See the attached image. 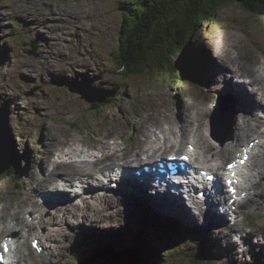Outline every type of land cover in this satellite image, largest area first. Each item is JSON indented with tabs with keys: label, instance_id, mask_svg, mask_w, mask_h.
Returning <instances> with one entry per match:
<instances>
[{
	"label": "rangeland",
	"instance_id": "obj_1",
	"mask_svg": "<svg viewBox=\"0 0 264 264\" xmlns=\"http://www.w3.org/2000/svg\"><path fill=\"white\" fill-rule=\"evenodd\" d=\"M148 1L146 0L145 3L149 9L147 14L150 16L147 23L158 25L159 20L165 21L170 33L162 38L163 54L155 56L150 50L144 51V55L154 61L147 63L148 69L143 74L126 76V71L118 66L121 59L119 34L124 24V16H127L128 12H132L135 20L141 17V15L136 16L131 7L135 4L142 5V0H0V107L8 105L12 148L14 156L18 155L13 162L15 168H10L0 175V201L7 203L10 211L8 215L5 211L0 218L1 222L8 218L10 213L17 212L13 211L17 205L22 204L21 207L25 206V211H30L31 201L41 203L40 198L44 200V197H41L44 193L39 194L42 187L38 183L43 177L49 178L51 172L60 168L58 165L68 164L69 160L60 158L59 152L64 146H70V143L75 149L72 154L80 155V150L88 146L83 149L85 153L89 155L93 153V157L97 158L101 156L97 147L100 142L112 143L116 140L117 153L129 154L135 147L130 121L136 123L137 120L143 121L151 113L164 112L165 121L175 122V132L181 136L182 126L188 129V121L192 119L194 128L192 136L187 137L181 144L178 143L177 150L169 148L170 143H167V146L163 144V150L156 161L158 162L168 154L176 156L183 154L187 143L193 142V135L198 127L213 144V149L219 152L227 148L231 149V146L236 144L234 139L239 133L238 123L241 119H252L257 116L260 122L264 123V113L261 112L264 110V105L259 106L256 113L253 112L259 104L257 101L260 94L264 91V11L253 15L243 8H246L245 5L249 1L254 2V0H226L218 4L188 41L187 34L190 31H184V28L190 25L193 14L199 15L195 13L198 8L187 5L183 11V0H159L160 5L155 12ZM159 13L165 14L159 19ZM155 16L157 18L153 19ZM154 41L156 42L157 38ZM225 47L233 51L237 61L235 64L229 61L234 56ZM176 48H179V55H173ZM211 49L217 55H213ZM200 55L202 58L199 59L198 65ZM157 63H160L158 67L160 72L156 69ZM253 66L257 80L254 78L253 82H247L240 70L251 69ZM172 68L175 76L169 71ZM222 68L225 70L223 71ZM237 68L240 70L235 71ZM82 71L84 73L78 76ZM94 77L99 79H92ZM90 80H93L91 85L83 83ZM68 84H75L82 92L92 95H95L92 89L108 92L116 90V92L101 104H89L80 95L69 91L66 86ZM241 85L250 89L253 87L254 90L259 86L260 91L255 94V100L253 95L246 93L244 86ZM211 87L216 90H209ZM230 89L233 90L228 93ZM261 102L264 104V101ZM156 109L160 111L153 112ZM145 112H147L146 116ZM177 128L180 129L179 133ZM259 129L264 130V126ZM232 133H234L233 138H231ZM63 135L70 142L60 146V136ZM157 135L161 137L159 132ZM255 135H259V138ZM138 139L142 141V146H147L149 144L147 141L152 140L148 138L146 131L139 134ZM244 141L247 144L253 143L247 153L248 159L252 149L256 148L255 150L258 151L255 161L253 159L248 162L247 159L248 163L246 162V166L243 167V172L248 173V177L256 179L254 183L255 188L258 189L257 195L249 194L251 199L248 205L239 208L235 222L226 226L221 221L217 222L219 225L215 223L207 225L203 221L200 223L198 218L191 217L190 209L186 205L176 208L174 212L169 203L154 200L152 195L150 197L142 191L148 193L147 186L132 189L133 192L130 193L133 195H128L125 209L122 203L119 207L108 206L106 220L102 222L101 208L96 200L92 201L93 216H88L83 213L86 207L91 206L89 201L85 203L82 199L78 207L73 204L70 209L65 210L62 206L66 204L65 207H68L69 201L61 195L54 197L55 202L60 199L66 201L55 205L59 208L53 209V205L49 203H41L45 207H35V210L41 211L46 222L53 219L63 220L61 224L49 226L52 229L49 231L51 238L45 239V243L42 242L43 245H47L52 255L50 253L44 259H36L37 256L29 248L27 239L20 242L25 249L20 250L19 254L25 262H28L27 264L33 262L34 264H76L77 260L82 262L83 257H93V252L95 253L96 250L95 247H92L93 251L84 246L79 250L76 248L83 236L90 234L93 237H100L97 240L99 245L103 246L109 240L106 235L110 234L114 246L119 241L123 242V239L131 245L134 235L144 228L145 239L153 247L155 264H195L194 260L200 258L206 247L204 243L217 256L220 253L226 255L222 262L216 261L214 264H264V228L262 227L264 225V135L251 133L244 138L243 143ZM203 150L205 148L200 143L198 151ZM233 157L236 160L241 158L232 154L223 160H218L221 168L224 169ZM95 158L90 160L93 161ZM82 159L83 157L80 158ZM199 159L191 162L192 166L196 165V168H193L196 174L199 165L205 169L213 163L206 164L203 158ZM257 160L261 172L254 170ZM121 161L123 160H109L107 167L121 164ZM72 163L78 165L75 161ZM98 166H105V163L98 162ZM132 166L129 163V167ZM93 167L92 165L80 170L97 174L98 168ZM210 168L213 174L222 177V174L213 170V167ZM60 176L59 173L53 174L51 181H45L43 187L49 188V193H53L51 189L55 190L56 186H60ZM31 178L33 185L26 186L28 182L22 185V182ZM259 181L260 183H257ZM110 185L102 184L106 188L107 195L111 196L113 201L117 198L122 201L121 193L128 191ZM77 189H80L79 183ZM97 192L95 190L87 197L93 198ZM184 194L188 196V193ZM134 195L142 197L137 199ZM197 195L207 201L201 191ZM246 195L244 200L250 198ZM74 196L80 195L78 193ZM220 202L226 206L224 201L220 200ZM250 202L254 206H251ZM152 206L161 213H164L163 210L168 211L169 215L165 217L167 220L177 219V214L179 221L176 222H185L182 224H189L188 228L183 229L176 222L171 224L167 220H160L159 216L155 218L156 215L148 211L153 210ZM64 211L68 214L61 217ZM23 213L24 211L19 222L24 220ZM142 215L159 223L167 231L160 236L150 232L144 226ZM9 218L11 220L13 217ZM9 218L5 222L11 224ZM248 219L250 223L247 222ZM26 222L28 221H22L21 225H26ZM235 224L241 225V231L246 235L243 242L237 244L239 247L236 248L239 251L233 256L230 249L237 239ZM8 231L10 233L15 230ZM47 231L44 227L39 230L40 233L49 235ZM20 233L22 234V231ZM13 236L18 238L16 233ZM203 239L210 241L202 242ZM227 239L230 240L229 245L226 243ZM199 244L201 245L198 246ZM241 245L246 247L241 250ZM75 248L76 254L73 253ZM237 256H239L238 261L235 262ZM96 261L97 259L92 260L91 264H104L105 259H101L98 263Z\"/></svg>",
	"mask_w": 264,
	"mask_h": 264
},
{
	"label": "bare ground",
	"instance_id": "obj_2",
	"mask_svg": "<svg viewBox=\"0 0 264 264\" xmlns=\"http://www.w3.org/2000/svg\"><path fill=\"white\" fill-rule=\"evenodd\" d=\"M222 42V41H221ZM220 47V46H219ZM225 48H228V47H225ZM217 49H219V48H217ZM229 50H230V52L232 53V55L234 56V54H233V51L230 49V48H228ZM211 53L213 54V55H217L214 51H213V49H211ZM208 55V54H207ZM230 57V56H229ZM200 58H202V56L200 55V57L198 56V65L200 64V62H199V59ZM208 58V57H207ZM231 58H232V56H231ZM208 61V60H207ZM231 63H236L237 61H236V57L234 56V58L233 59H230L229 60ZM219 62V61H218ZM220 63V62H219ZM261 68V67H260ZM82 70V69H81ZM222 70L224 71L225 69H223L222 68ZM238 70H240V69H235V71H238ZM254 70H255V66H253V68H251V69H243V70H240V73H241V75L244 77V78H246L247 79V82H253L252 80H254V78H256V73H254ZM61 72H63V70L61 71ZM81 73H84V71H82V72H80L79 74H78V76H80V74ZM238 75H240L238 72H236ZM240 75V76H241ZM94 78H96V77H94ZM94 78H92V79H94ZM256 80H257V78H256ZM90 81H93V80H90ZM64 85H65V83H64ZM242 87L244 86V85H241ZM240 87V86H239ZM255 87H256V85H255ZM237 88V87H236ZM241 88V87H240ZM253 88V87H252ZM250 89V87H248V88H246L245 86H244V89H237V90H244V91H246V93H248V94H250V95H253V97H254V100H255V94H257V92L258 91H260V88H259V86H258V89H256V90H254V88L253 89ZM211 89H215V88H213V87H211L209 90H211ZM233 89H235V88H233ZM233 89H230L229 90V92L228 93H230V91H232ZM216 90V89H215ZM236 90V91H237ZM73 93H75V94H78V95H80L81 96V94L78 92V90H76V91H74ZM263 93H264V91H263ZM263 93H261L260 94V96H259V100L257 101L259 104L257 105V107H256V109H254L253 110V112L254 113H256V110H258V108H259V106H261V105H264V104H262V102L261 101H264V94ZM81 98H82V96H81ZM90 98V93H88V95H87V99H89ZM189 99V98H188ZM191 99V98H190ZM238 99V98H237ZM84 100V99H83ZM108 100V99H107ZM261 100V101H260ZM102 102H98V103H95V104H101ZM90 104V103H89ZM189 104H191V103H189ZM253 105V104H252ZM149 110V109H148ZM148 110H147V112H148ZM261 110H263V108L261 109ZM260 110V111H261ZM160 111V109H156L155 111H153V112H159ZM190 111V110H189ZM226 111H227V109H226ZM264 111V110H263ZM147 112H145L144 114H145V116L147 115ZM148 114H150V113H148ZM200 114V113H199ZM153 115L155 116V117H153ZM203 116H204V114H203ZM198 117H200V116H198ZM138 118V117H137ZM136 118V119H137ZM165 118H166V114L163 112V113H161V114H157V113H151V115H148V116H146L145 118H144V120L143 121H139V120H137V122L135 123V122H131L130 121V124H131V126H132V140H133V142H134V144H135V147H134V150H132L129 154H127V153H117V148H116V145L118 144V142L115 140V141H113L112 143L110 142V143H107V142H100V144H98L97 145V147L99 148V150H100V152H101V156H98L97 158H96V160L95 161H89L90 160V158H95V157H93V153H91V155H89V154H87V153H85V151L83 150V149H85L86 147H88V146H85V148H83L82 150H80V155H77V154H72L74 151H75V149L73 148V144H71L70 143V146H68V145H66V146H64L63 148H61V150H60V152H59V155H60V158H62V159H64V160H66V161H68L69 160V162H68V164L67 165H62V164H60V165H58V167H60L59 169H55V171L54 172H51L50 174H49V178H45V177H43L42 178V180H40V183H38V185L40 186V187H42V188H40V190L39 191H41L39 194H41L42 192L44 193V194H42V196L41 197H44V200H41V198H40V202L41 203H49V204H52L53 205V209H55V208H59V207H57V206H55V205H57V204H61V203H63V202H66L65 200H68L69 202V205H68V207H65V205L64 206H62L63 207V209H65V210H68V209H70V206H73V204H70V201H71V198H72V196L73 197H75L74 195L75 194H78V192H75V191H73V194L71 195V189L70 188H73L74 186H77L75 183H79L80 185H81V189H82V191H83V193L84 194H86V196L83 198V200H84V202L85 203H87V201H89L90 203H91V206H88V207H86V211L83 213L84 215H92V213H93V207H92V201H94V200H96L97 202H98V205H99V208H101V222L102 221H104V220H106V217H107V210H108V206H117V207H119L120 205H121V203H122V206H123V208L125 209L126 207H127V204L125 203V201H126V199H127V195H124L123 197H122V201H121V199H119V198H117V200L116 201H113V198L111 197V196H109V195H107V191H105V190H100L99 191V184L94 180V177H92L93 176V174H91V172L90 173H86V172H83V171H81L80 170V168H84V167H87L88 168V166H94L93 168H98L96 171L98 172V171H102V172H105L106 174H108V171H111V170H113L114 168H117L118 170L117 171H113V176L112 177H109V178H106V177H103L102 175H101V177H99L98 178V181H100V182H102L103 184H104V186H108L109 184H111L110 186H114V185H119V183L118 182H123V181H125V182H128V183H131L133 186H134V184H137L136 186V188H142V187H144V186H147L146 187V189L149 191L150 189H151V185L150 184H148L147 182L149 181V178H151V177H144V178H142L143 176H142V174L141 173H133L132 172V169H136L137 170V168L138 167H140V166H143V165H146V164H150V163H154V162H156L157 160H158V156H159V154L161 153V151L163 150V144H165V146H167L166 144L167 143H170L171 144V146H168L169 148L171 147V148H173V149H178V147H177V144L178 143H180L181 144V142H183V140H186L187 139V137H189V136H192V134H193V131H194V128L192 127V124L191 123H189V121L191 122V120L192 119H189V121H188V129H185V127H183L182 125V134H181V136H179L176 132H175V122L173 123V122H167V121H165ZM190 118V117H189ZM193 118V117H192ZM172 119V118H171ZM195 119V118H194ZM135 120V119H134ZM202 121V120H201ZM252 122V123H251ZM262 122V121H261ZM260 122V120L258 119V117L256 116L255 118H253L252 117V119H241L240 120V122L238 123V128H239V133H237L236 135H235V139H234V141L236 142V144L234 143V145H233V147H235V148H233L232 146H231V149H226V150H220L219 152H217V151H215L214 149H213V144L209 141V139H207V137L204 135V134H202V130L201 129H199L200 127H198V129H197V132L195 133V135H193V142H189V143H187V149L185 150V152L183 153V154H181V155H183V156H187V158H188V160L189 161H192V160H194L195 159V161H197V160H200L199 158H203L204 159V161L203 162H205L206 164H207V162H213L212 163V165L210 166V167H213V170H215V172L217 171H220V172H223L224 171V169L223 168H221V166H220V164H219V162H218V160H223L224 158H226V157H229L230 155H235L236 153H238V152H240V150H241V147L242 146H244V144H245V141H244V143H243V140H244V138L246 137V136H248L249 134H251V133H255V134H260V135H264V130H260L259 128H261L262 126H264V123L262 124ZM177 123V122H176ZM143 126V128H142V126ZM179 125V124H178ZM199 126V125H198ZM178 127H180V126H178ZM0 128H1V126H0ZM143 129V131H141ZM190 129V130H189ZM236 129V128H235ZM187 130V131H186ZM27 131V130H26ZM146 131V134H147V136H148V138L149 139H152L151 141H147V143H149L147 146H142V141L141 140H139L138 139V135L139 134H141L142 132H145ZM97 132V131H96ZM157 132V133H156ZM158 132L161 134V137L159 136V135H157L158 134ZM177 132L179 133L180 132V129L179 128H177ZM236 131L234 130V133H235ZM93 135H95V133L94 132H91ZM186 133H188L189 135L188 136H186L185 134ZM234 133H232V136H231V138H233L234 137ZM107 134V133H106ZM109 135V134H108ZM254 135V134H253ZM64 136V137H63ZM63 136H60V140H59V145L61 146L62 144H67V143H69L70 141L68 140V139H66L65 137V135H63ZM143 136V135H142ZM256 136V138L259 136V135H255ZM254 136V137H255ZM252 137V136H251ZM261 137V136H260ZM259 138V137H258ZM147 139V138H146ZM177 139V140H176ZM54 140V139H53ZM262 140V139H261ZM260 140V141H261ZM55 141H56V139H55ZM104 141V140H103ZM250 141H251V139H250ZM252 141H254V140H252ZM57 143H58V141H56ZM162 143V144H161ZM195 145V147H196V151L192 148V146H193V144ZM201 143V145L202 146H204V148H205V150H203L202 152H199L198 151V145ZM242 143V144H241ZM247 144V143H246ZM261 144V143H260ZM53 145V144H52ZM51 145V146H52ZM57 145V144H56ZM94 145V144H93ZM218 145V144H217ZM262 145V144H261ZM264 145V144H263ZM58 146V145H57ZM92 146V145H91ZM91 146H89V147H91ZM12 147H13V144H12ZM59 148V147H58ZM200 148V147H199ZM218 148V147H217ZM264 148V147H263ZM262 148V149H263ZM13 149V148H12ZM54 149V148H53ZM55 149H56V146H55ZM165 149V148H164ZM168 149V148H167ZM220 149V148H219ZM256 149V148H255ZM255 149H252V151L250 152V161H248V162H251L255 157H256V154H257V150H255ZM258 149V148H257ZM201 150V149H200ZM251 150V149H250ZM257 151V152H256ZM260 151H262V150H260ZM26 153V151H23V153ZM5 154L7 155V156H9L10 154H7L6 152H5ZM13 154H14V150H13ZM74 155H77L76 157H73V158H71L72 156H74ZM258 155V154H257ZM262 155H263V153H262ZM17 154L15 155V157H14V160L17 158ZM56 156H58V155H56ZM81 157H83V158H87V159H82V160H80V158ZM161 157V156H160ZM232 157V156H231ZM47 158V157H46ZM74 158H77L78 160H73ZM234 158V157H233ZM242 158V157H241ZM117 159H120V160H123V161H121L122 163L121 164H118V165H116V166H113V167H110V168H108L107 167V162L109 161V160H117ZM14 160H12V158H11V155L9 156V159H8V168H15L14 166H13V163L12 162H14ZM236 160V159H235ZM249 160V159H248ZM53 161H55V160H53ZM77 162L78 163V165H76V164H73L72 162ZM151 161H153V162H151ZM254 161H255V159H254ZM57 162V161H56ZM98 162H104L105 163V166H98ZM203 162H202V164H203ZM247 162V163H248ZM119 163V162H118ZM129 163H131L133 166H132V168L131 167H129ZM168 163V161H167V159L166 158H164L163 159V166L162 167H159V168H157V169H160V168H169V167H171V166H169V164H167ZM200 164H201V162H200ZM109 165V164H108ZM253 165V164H252ZM196 166V165H195ZM207 166V165H206ZM246 166V165H245ZM249 166H251V165H249ZM199 168L198 169H200V170H205V171H210L211 172V169L212 168H210L209 167V165H208V167H206V168H210V169H204V168H202V166L200 167V165L198 166ZM223 167V166H222ZM50 168V167H49ZM86 168V169H87ZM173 168V167H172ZM248 168V167H247ZM254 168V167H253ZM90 169H91V167H90ZM148 169H154V168H148ZM246 169V168H245ZM249 169V168H248ZM247 169V170H248ZM80 170V171H79ZM85 170V169H84ZM250 170V169H249ZM252 170V169H251ZM254 170H258L259 172H261V166H260V164H259V161L257 160V163H256V165H255V168H254ZM60 171V172H59ZM76 171H78L77 173H74V172H76ZM88 171V170H87ZM95 171V170H94ZM120 172V175H118V176H116L118 173ZM213 172V171H212ZM250 172V171H249ZM56 173H59L61 176H60V180H64L66 183H65V185L63 186V187H61V186H56V189H55V192H54V190L53 189H51V191H53V193H49V188L47 189V188H44L43 187V183L45 182V181H51V177H52V175L53 174H56ZM244 173V172H243ZM254 173V172H253ZM158 173H156L154 176H155V178L157 179L155 182H159V179H161L160 177H156V176H159V175H157ZM169 174H171V172H169V173H162L160 176H162V179H165V178H167L168 176H169ZM210 174H213V173H207V175H210ZM216 174V173H215ZM245 174V173H244ZM243 174V175H244ZM248 174V173H247ZM247 174H245V176H243L242 175V184L241 185H243V191H246V192H248V194H251L250 196H255V195H257V189L258 188H255V183H254V181H256V179L255 180H253V177H251V176H249L248 177V175ZM250 175H251V173H250ZM261 175H263V174H261ZM107 176V175H106ZM254 176V175H253ZM153 178V177H152ZM204 179V182H203V186L204 187H207V189H209V190H211V185L212 184H210L209 182H206L205 181V178H203ZM121 180V181H120ZM141 182H140V181ZM35 181V180H34ZM42 181V182H41ZM25 182H28V184L26 185V186H29V185H33L34 183H33V178H31V179H29V180H27V181H24V182H22V185L24 186V183ZM187 182V181H186ZM189 182H191V181H189ZM188 182V183H189ZM249 182H250V184H249ZM257 183H260V181L259 182H257ZM197 184H199L198 182H197ZM213 185H215L216 186V184H213ZM217 185L220 187V189H221V194L227 199V200H229V193H227L226 192V190H225V188L223 187V186H221V185H219V182H218V180H217ZM66 186V187H65ZM125 187H127L128 185L127 184H125L124 185ZM70 187V188H69ZM214 188H216V187H213V189ZM254 188V189H253ZM252 189V190H251ZM95 190H98V192H97V194H95V196L93 197V198H91V197H87L89 194H91L92 192H94ZM261 190H263V189H261ZM46 191V192H45ZM61 191H63V193L61 192ZM142 191H144L145 192V190H142ZM131 192H133V190L131 191ZM181 192H182V189H179V192H178V194L177 195H173V194H171V193H169L168 191L166 192V193H164V194H159V193H155L154 195H152L153 196V198H154V200H161V201H168V202H170L171 204H172V206H174V207H172L171 205H170V207H171V209L174 211L176 208H178V207H180V206H182V207H184L185 205H184V203H183V200H182V195H181ZM196 192L198 193L199 191L198 190H196ZM65 193V194H64ZM215 195H217L218 194V192H215L214 193ZM239 194H241V193H239ZM63 196L64 198H65V200H63V199H60V200H58L57 202H55V200H54V197H59V196ZM211 195V193L208 195V197H206V200L208 201L209 199H211V202H210V206H211V209H210V211L208 212V214H207V212L206 213H203L202 212V209H204V207H203V204H200L197 200V197H194V202L192 203V205H190L189 207L190 208H192V209H194L195 211L194 212H191V211H189V214L191 215V217L192 218H197L196 216H200L199 217V222L201 223L202 221L204 222V223H208L209 222V218H212V216H217L218 214H220V210L219 209H217L214 213L212 212V209H215V205H214V199H215V197H212V196H210ZM244 195V194H243ZM246 195V194H245ZM39 196V195H38ZM247 196V195H246ZM225 199L223 198H221V201H224ZM52 202V203H51ZM248 202H249V200L248 201H246L245 203H243L242 204V206H246V205H248ZM41 203H37L36 201L35 202H33V201H31L30 202V204H31V209L32 210H27V211H25V206L24 207H21L22 206V204H19V205H17L15 208H13V211H17V212H13V213H10V216L9 217H13V218H11V220H10V218H9V222L11 223V224H9L8 222L6 223L5 222V220L7 221L8 220V218L6 217L5 218V220H3V222H1V220H0V254H1V249H2V245L5 243V242H10V236H13L15 233H16V235H18V238L16 239V242H20V240H22L23 239V237H22V235L23 234H21L20 232L22 231V225H21V222L22 221H27V219H26V213L28 212V213H30V214H32V225H34L35 224V221H37V224L40 226V228H43L44 227V229H47L48 231V233H49V235H45V233H40L39 231H37V232H34L35 233V235H38V237L40 238V240L43 242V243H45V239H49V238H51V237H49V236H51V234H50V232L49 231H52V229L51 228H49V226H52L53 224H61L62 222H63V220L62 219H53V220H50V221H45L44 220V218H43V216H42V213H41V211H38V210H35V207H37V206H43V207H45V205H43V204H41ZM82 203V202H81ZM250 204H251V206H254L251 202H250ZM0 218H2V215L5 213V211H7L6 212V214L7 213H9L10 211H9V209L7 208L8 206H7V203H4V202H1L0 201ZM48 205V204H47ZM214 205V206H213ZM82 207V206H81ZM153 207V210H148V211H150V212H152V213H154V215H156V216H154L155 218H157L158 216H159V218H160V220L162 219V220H167L165 217H167L166 215H169V212L168 211H166V210H163V212L164 213H161V212H159L158 211V209H156L155 208V206H152ZM82 208H84V207H82ZM239 208H241L240 206H239ZM244 208V207H243ZM247 208V207H246ZM24 211V220H22L21 222H19L20 220H19V218H20V216H22L21 215V213ZM22 211V212H21ZM158 212H159V214H158ZM175 212V211H174ZM74 212H72V214H73ZM237 213H239V212H237ZM241 213H242V211H241ZM240 213V214H241ZM68 214V212H66V211H64V212H62V215H61V217H63V216H65V215H67ZM81 214V213H80ZM176 214V213H175ZM8 215V214H7ZM238 215V214H237ZM4 216H6V215H4ZM93 216V215H92ZM209 217V218H208ZM94 218V217H93ZM176 218L177 219H170V220H167L169 223H171V224H174V222H176L177 220L179 221V216L176 214ZM202 218V219H201ZM19 220V221H18ZM182 223H185V222H176V224L178 225V226H181L183 229H187L188 228V225L189 224H182ZM237 223V222H236ZM24 225V224H23ZM26 228H28L29 227V224H28V222H26V225H24ZM48 226V227H47ZM263 228H264V225L262 226ZM15 230V231H12L13 232V235H11V233L12 232H10L9 233V231L8 230ZM235 229H236V231L238 232V233H240L241 234V237L243 238L244 236H245V233L243 232V231H241V225H236L235 226ZM141 231L142 230H140L137 234H141ZM5 233V234H4ZM107 237H111L110 236V234H107L106 235ZM264 236V235H263ZM144 237H145V235H144ZM108 240V239H107ZM125 239H123V241H124ZM113 241V240H112ZM218 241V240H217ZM202 242H204V239H203V241ZM107 243H111L112 244V242H109V240H108V242ZM217 243V242H216ZM226 243L227 244H229V240H226ZM135 241H134V239H132V246L133 247H135ZM239 244V243H238ZM121 245H122V242H118V247H121ZM201 244H199L198 246H200ZM47 246V245H46ZM84 247H87V248H89L91 251H93V248L91 247V246H89V245H83ZM236 246H237V244H236ZM239 246V245H238ZM24 247V246H23ZM18 251H20L21 250V246H19L18 245ZM108 248H112V247H108ZM113 249V248H112ZM137 249V248H136ZM233 250H232V253H231V255H233V256H236L237 255V253H238V249L234 246L233 248H232ZM46 251H49L50 253H51V251L50 250H46ZM241 254H243V253H241ZM49 255V254H48ZM51 255H52V253H51ZM96 255V253H94L93 252V256H95ZM220 256V257H219ZM224 256H226L224 253H220L219 255H218V261H223V259H224ZM239 256H237L236 257V259L234 260L235 262L236 261H238L237 260V258H238ZM7 260H9L12 264H27L28 262L26 261L25 262V260L23 259V257L20 255L19 257H17V254H11V255H9L8 257H5ZM91 258V256L90 257H83L82 259H83V261L81 262L80 260H77V262H76V264H83V262L85 261V260H87V259H90ZM52 259V258H51ZM36 262V261H35ZM51 261H49V263H50ZM115 263V262H114ZM0 264H4V263H0ZM31 264H34V262L33 263H31Z\"/></svg>",
	"mask_w": 264,
	"mask_h": 264
},
{
	"label": "trees",
	"instance_id": "obj_3",
	"mask_svg": "<svg viewBox=\"0 0 264 264\" xmlns=\"http://www.w3.org/2000/svg\"><path fill=\"white\" fill-rule=\"evenodd\" d=\"M183 11H185L186 6H196L198 9L193 14L192 21L190 25L184 28V31H190L187 34V41L191 37V35L196 31V29L199 27V25L206 19V16H209L212 10H214L218 4L225 2L226 0H183ZM200 2V3H198ZM245 2V1H244ZM146 0H142V5L135 4L131 9L135 11L136 16L138 17L137 20L133 19L134 15L132 12H128L127 16H124V24L123 27H121V31L119 34V51L121 55V59L119 60L118 66L121 70H125V75L127 76H138L143 74L148 68H146V65L148 62H151L153 59L151 57H148L147 55H144V51H152L151 54L155 56H160V54L164 53L163 50V42L164 40L162 38H165L167 35H169L170 30L165 25V21L160 22L159 20L158 25L155 23L150 24L147 23V19H149V15L147 14L148 7L146 6ZM150 7L156 12V9L159 8L160 2L159 0H149L148 1ZM246 8L244 10L249 14H260L262 11H264V0H254V2L249 1L246 5ZM165 13H159V19L162 17ZM264 14V13H263ZM157 18L155 16L153 19ZM152 19V20H153ZM151 20V21H152ZM155 38H157V41L155 42ZM187 43V42H186ZM154 47H156L158 50H156ZM179 48H176L174 50L173 55H179ZM163 59V58H162ZM154 61V60H153ZM184 61V60H183ZM166 64V63H165ZM157 71L160 72L159 66L160 63L156 64ZM182 71H184L183 68L180 67ZM172 75L175 76V73L173 72V68L169 70ZM187 71V70H186ZM148 216L142 215V218L144 220V226L150 230V231H158L159 235L162 233H165L167 230L165 227L161 226L159 223L151 221L150 218H147ZM144 229V228H143ZM143 229L141 231V234H136L134 237L135 241V247L132 246V244L129 246V249H132L135 252V256L137 259V264H155V254L153 253V247L150 245L148 241H146L145 237L143 236ZM100 237H93L90 234H87L86 236H83L81 238L80 243L76 246L78 250L83 245H89L91 247H95V253L101 251L104 248L112 247L114 244L112 243H106L103 246L99 245V242L97 239ZM109 242H112V237H108ZM203 241V240H202ZM205 242V239H204ZM125 245V241H123L121 247H116L114 249L122 248ZM204 246H206L204 249L206 253H202L200 258L194 260L195 264H214V262L218 261V256L214 252H210V249L207 247V245L204 243ZM214 246V245H213ZM76 248L73 250L76 254ZM137 248V249H136ZM212 254L214 256L212 257ZM220 257V256H219Z\"/></svg>",
	"mask_w": 264,
	"mask_h": 264
},
{
	"label": "water",
	"instance_id": "obj_4",
	"mask_svg": "<svg viewBox=\"0 0 264 264\" xmlns=\"http://www.w3.org/2000/svg\"><path fill=\"white\" fill-rule=\"evenodd\" d=\"M95 80H98L99 78H94ZM93 81L83 82L84 84L91 85ZM69 91L74 92L78 90V92L81 94L82 99H84L86 102L90 104H95L98 102H105L108 98L113 96L116 92L114 90L113 92L108 91H101V90H95V95H92L90 93V98L87 99L88 92H82L77 88V85L75 84H68L66 85ZM3 107H0V175L7 172L10 168H8V159L9 156L5 154L11 155L12 160H14V154L12 149V139H11V132H10V126L8 124V105H2ZM13 163V162H12ZM135 237V235H134ZM134 239V238H133ZM125 246H123L124 248ZM105 259L104 264H137V257L135 256V253L133 250L124 248L123 250L116 251L112 248H104L101 251H99L95 256L91 257L90 259H87L83 262V264H91L93 263L92 260L97 259L96 263H98L101 259ZM115 262V263H114Z\"/></svg>",
	"mask_w": 264,
	"mask_h": 264
},
{
	"label": "snow or ice",
	"instance_id": "obj_5",
	"mask_svg": "<svg viewBox=\"0 0 264 264\" xmlns=\"http://www.w3.org/2000/svg\"><path fill=\"white\" fill-rule=\"evenodd\" d=\"M185 159H186V158H185ZM229 167H231V165H229ZM3 249H4L5 252L8 251V244H7V242H5V243L3 244Z\"/></svg>",
	"mask_w": 264,
	"mask_h": 264
}]
</instances>
